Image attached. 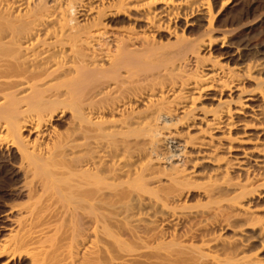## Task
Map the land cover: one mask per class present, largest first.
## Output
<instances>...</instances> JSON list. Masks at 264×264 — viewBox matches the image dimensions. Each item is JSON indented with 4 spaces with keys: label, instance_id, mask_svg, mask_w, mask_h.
<instances>
[{
    "label": "bare ground",
    "instance_id": "1",
    "mask_svg": "<svg viewBox=\"0 0 264 264\" xmlns=\"http://www.w3.org/2000/svg\"><path fill=\"white\" fill-rule=\"evenodd\" d=\"M236 2L0 0V264H264V54L221 24Z\"/></svg>",
    "mask_w": 264,
    "mask_h": 264
},
{
    "label": "rangeland",
    "instance_id": "2",
    "mask_svg": "<svg viewBox=\"0 0 264 264\" xmlns=\"http://www.w3.org/2000/svg\"><path fill=\"white\" fill-rule=\"evenodd\" d=\"M221 2L222 3L224 2L223 4H225L226 2H228V0H226V1L225 0H217L218 5L216 8L217 10L215 9V13L220 9V6L222 4ZM232 6H233V4L230 5L229 6L230 8L226 9V11H224L221 14L222 15V16H220L221 24L223 26L229 27L230 29L231 28H237L238 26L242 25V23L246 24V26H249L244 30V32L240 31L237 34V36H236L237 43L240 42V44H243L244 46L247 45L249 48H252L254 50L255 49L260 50V52L262 54H264V0H237L235 6L234 7H232ZM217 47H220V44L216 45V48ZM215 55H216V53H215ZM214 91H216V90H211V91H209V93L212 95H215ZM216 92H218V91H216ZM202 102L205 103V105H209L212 103L211 101H210L211 103L209 101H206V102L202 101ZM237 119L238 120H248V119L242 118V115L237 116ZM234 132H243V131L241 128L237 127L234 130ZM174 145H175V142L172 141L169 146H174ZM186 166L188 167L189 165H186ZM201 168H202V166H198V169H201ZM194 191L200 192V189L196 188V190H194ZM196 196H197L196 193L192 194V196L190 198L191 202H189V204L190 203H191V205L193 204L192 207L195 209H202V208L210 209V208H213L217 205L215 202H211L208 204H205V202L202 203L203 200L199 201L198 197H196ZM195 197L197 198V200L195 199ZM263 201H264L263 197L258 198L257 203L260 206L257 208V210L258 209H260V210H258L257 213L261 216L264 215V204H263L264 202ZM236 223H237V221H236ZM230 230L229 231L227 230L224 233V235H226L225 236L226 238H228L229 236H232V232ZM238 233L243 234V235L247 234L246 236L250 237V241L252 243H254L256 240L258 241V242L256 241L252 245H255L256 247L260 245L259 240L257 238H255V235H256L255 230H250V229L247 230L245 227H243V229L240 228L237 230L236 234H238ZM256 243L259 245H257ZM260 249H261V247L259 246L255 250H259L258 252H260V254H262V256H263L264 250L261 249V251H260ZM262 250H263V253H262ZM263 258H264V256H263Z\"/></svg>",
    "mask_w": 264,
    "mask_h": 264
}]
</instances>
